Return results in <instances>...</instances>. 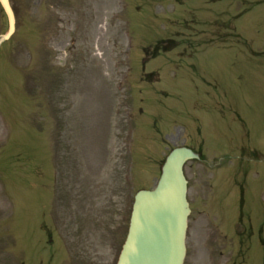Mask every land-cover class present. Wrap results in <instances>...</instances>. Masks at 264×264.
<instances>
[{
  "label": "rangeland",
  "instance_id": "374dc122",
  "mask_svg": "<svg viewBox=\"0 0 264 264\" xmlns=\"http://www.w3.org/2000/svg\"><path fill=\"white\" fill-rule=\"evenodd\" d=\"M12 3L16 32L0 46V264H112L123 193L132 203L151 188L171 148L219 140L211 123L216 148L264 140V0ZM219 97L226 106L214 108ZM42 185L59 196L48 210ZM196 238L189 229L184 264H221Z\"/></svg>",
  "mask_w": 264,
  "mask_h": 264
},
{
  "label": "flooded vegetation",
  "instance_id": "af4514ba",
  "mask_svg": "<svg viewBox=\"0 0 264 264\" xmlns=\"http://www.w3.org/2000/svg\"><path fill=\"white\" fill-rule=\"evenodd\" d=\"M212 104L219 109L226 106L220 97L213 98ZM235 116L248 138L247 123L239 114ZM211 127L219 140L210 138L199 158L192 161L196 166H187L193 174L186 175L189 229L197 235L196 246L203 233L206 249L218 253L221 264H264V140L218 149L215 145L221 141L217 135L221 131L212 123ZM48 194L53 208L59 196Z\"/></svg>",
  "mask_w": 264,
  "mask_h": 264
},
{
  "label": "water",
  "instance_id": "95a60500",
  "mask_svg": "<svg viewBox=\"0 0 264 264\" xmlns=\"http://www.w3.org/2000/svg\"><path fill=\"white\" fill-rule=\"evenodd\" d=\"M8 29L14 31V15L8 0H0ZM197 155L185 147L172 149L160 167L152 190L135 194L125 242L116 264H183L189 214L183 165Z\"/></svg>",
  "mask_w": 264,
  "mask_h": 264
}]
</instances>
